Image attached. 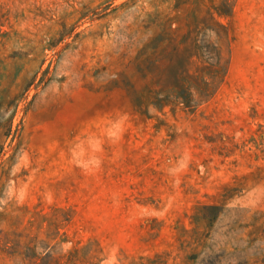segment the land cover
Instances as JSON below:
<instances>
[{
  "label": "rangeland",
  "instance_id": "374dc122",
  "mask_svg": "<svg viewBox=\"0 0 264 264\" xmlns=\"http://www.w3.org/2000/svg\"><path fill=\"white\" fill-rule=\"evenodd\" d=\"M0 64V264H264V0H0Z\"/></svg>",
  "mask_w": 264,
  "mask_h": 264
},
{
  "label": "trees",
  "instance_id": "16d2710c",
  "mask_svg": "<svg viewBox=\"0 0 264 264\" xmlns=\"http://www.w3.org/2000/svg\"><path fill=\"white\" fill-rule=\"evenodd\" d=\"M217 10L225 15H230L231 11H232V3L228 2V1H222L220 6L217 7ZM210 28V27H208ZM211 29V28H210ZM206 59L212 64V65H221L222 62V57H221V52L219 51L217 56L213 57L210 56L208 54H206ZM1 65V64H0ZM0 84H1V78H0ZM7 127V128H6ZM6 130H3L2 135L4 136H8L10 134L11 131V122L9 123V126H6Z\"/></svg>",
  "mask_w": 264,
  "mask_h": 264
}]
</instances>
